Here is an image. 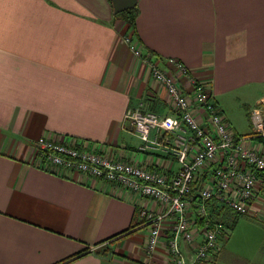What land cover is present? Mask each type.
I'll return each mask as SVG.
<instances>
[{
	"label": "crops",
	"instance_id": "1",
	"mask_svg": "<svg viewBox=\"0 0 264 264\" xmlns=\"http://www.w3.org/2000/svg\"><path fill=\"white\" fill-rule=\"evenodd\" d=\"M134 8L132 29L112 0H0V264L170 263L168 238L149 251L140 216L157 210L155 201L43 166L35 145L50 138L112 162L178 169L170 155L140 151L127 120L141 104L171 113L170 95L127 37L162 68L181 61L182 87L208 85L233 132L250 134L236 117L246 113L251 131V110L264 106V0H138ZM232 231L210 264H264V196Z\"/></svg>",
	"mask_w": 264,
	"mask_h": 264
},
{
	"label": "built area",
	"instance_id": "2",
	"mask_svg": "<svg viewBox=\"0 0 264 264\" xmlns=\"http://www.w3.org/2000/svg\"><path fill=\"white\" fill-rule=\"evenodd\" d=\"M127 43L149 64L171 99L168 115L142 104L127 111V120L142 140L139 150L170 155L178 169L169 173L112 162L84 147L50 138L36 142L38 159L59 173H82L155 201L158 209H141L140 216L150 227L149 251L156 250L163 236L168 238L169 264L214 263L230 230L213 220L211 203L223 211L226 221L236 213H249L264 196L263 103L250 112L251 133L236 135L208 85L192 79L191 92L182 87L179 77H189V69L181 61L166 59L162 68L130 37Z\"/></svg>",
	"mask_w": 264,
	"mask_h": 264
},
{
	"label": "trees",
	"instance_id": "3",
	"mask_svg": "<svg viewBox=\"0 0 264 264\" xmlns=\"http://www.w3.org/2000/svg\"><path fill=\"white\" fill-rule=\"evenodd\" d=\"M115 16H116V18H122L125 22L128 23L130 28L135 29V19H136L135 8L124 11L122 13L115 15ZM260 140L264 144V138H261ZM211 205H212V211L213 212L215 211V213H213V215H212L213 220H215V222L220 223V224L223 222V224L225 226H227L231 232L234 228L235 223H236V219H238V217L241 216V214L236 213V215L234 217H232V219H226V221H225L223 211L221 209H218V207L215 206L216 204L214 202H212ZM131 228H134V226H131Z\"/></svg>",
	"mask_w": 264,
	"mask_h": 264
},
{
	"label": "water",
	"instance_id": "4",
	"mask_svg": "<svg viewBox=\"0 0 264 264\" xmlns=\"http://www.w3.org/2000/svg\"><path fill=\"white\" fill-rule=\"evenodd\" d=\"M137 1L138 0H112L114 13L119 14L133 9L137 5Z\"/></svg>",
	"mask_w": 264,
	"mask_h": 264
},
{
	"label": "rangeland",
	"instance_id": "5",
	"mask_svg": "<svg viewBox=\"0 0 264 264\" xmlns=\"http://www.w3.org/2000/svg\"><path fill=\"white\" fill-rule=\"evenodd\" d=\"M252 111V110H251ZM236 122L238 123V124H240L242 127H245V130H246V132H250L251 133V131H252V128H251V131H250V123H249V117L247 116V114L246 113H244L243 115H237V117H236ZM240 233V232H239ZM232 234H233V231H231L230 232V234H229V238L232 236ZM238 236V235H237ZM228 238V239H229ZM228 239H226L225 241H224V243L226 242L227 243V241H228ZM232 261H233V258L231 259ZM236 263L237 264H247L246 263V261L242 258H237L236 259Z\"/></svg>",
	"mask_w": 264,
	"mask_h": 264
}]
</instances>
